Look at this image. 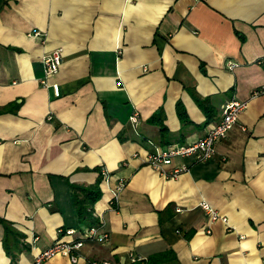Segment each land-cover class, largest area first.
<instances>
[{"label": "crops", "instance_id": "1", "mask_svg": "<svg viewBox=\"0 0 264 264\" xmlns=\"http://www.w3.org/2000/svg\"><path fill=\"white\" fill-rule=\"evenodd\" d=\"M56 49L58 97L40 84ZM261 86L264 0H0V264H35L101 220L108 240L75 264H264ZM232 100L248 107L212 158L174 157L164 172L189 169L176 178L145 163L203 137ZM98 179L95 222L80 223L73 187Z\"/></svg>", "mask_w": 264, "mask_h": 264}, {"label": "built area", "instance_id": "2", "mask_svg": "<svg viewBox=\"0 0 264 264\" xmlns=\"http://www.w3.org/2000/svg\"><path fill=\"white\" fill-rule=\"evenodd\" d=\"M29 36L41 37L42 34L39 31H32ZM43 42V41H42ZM41 63L43 66V78L40 80V84L43 86L51 87L53 94L59 96V86L55 83L49 84L48 81L54 77L62 64V50L56 49L49 53H46L41 57ZM229 70H232L237 66L236 63L228 62L226 64ZM251 98H262L264 100V86L258 87L251 92ZM248 101L232 100L228 102L221 114L220 119L210 126L207 133L191 144H172L165 148L157 147L153 153H149L146 156L145 163L153 170L161 173L166 178H176L182 173L188 172V167L181 165L173 168L172 171L166 173L163 170L165 165H170L174 157L181 158H193L194 162L201 163L209 160L214 155V146L216 142L225 137L228 131L236 123L239 114L245 111L248 107ZM130 124L136 128L138 125V116L133 113L129 118ZM123 187L122 183L117 184L116 188L112 192L111 204L116 202L118 192ZM200 207L203 211L210 216L211 221L220 220L223 223H227L225 217H221L215 210H213L208 204L201 203ZM209 232V231H207ZM71 235L74 230L67 229L66 231L59 230L58 234ZM109 234L104 230V222L101 220L93 226H90L84 236L80 239H74L69 241H63L61 239L56 240L49 248L42 251L35 260V264L48 260L56 255H62L69 257L71 263L78 262V251L83 246L85 241H91L96 243H103L108 240ZM133 261H136L133 259ZM90 264H110L108 261L92 262Z\"/></svg>", "mask_w": 264, "mask_h": 264}, {"label": "trees", "instance_id": "3", "mask_svg": "<svg viewBox=\"0 0 264 264\" xmlns=\"http://www.w3.org/2000/svg\"><path fill=\"white\" fill-rule=\"evenodd\" d=\"M180 111H182V110H179V112ZM182 114H183V112H181L180 115L182 116ZM99 182H100V180L98 179L96 181V184L93 187L86 188V189L80 188V187H75V186L73 187V189L75 191L83 193L82 199H79L78 197L76 199V207H77V212H78V217H79L80 223H83V224H90L91 223L92 224L95 222V220H93V218H92L91 206L100 197V191L98 189ZM1 223H4V221H2ZM6 232L8 234V229H6ZM10 234L14 235L15 238L17 237V235H15V233L13 231L10 232Z\"/></svg>", "mask_w": 264, "mask_h": 264}, {"label": "rangeland", "instance_id": "4", "mask_svg": "<svg viewBox=\"0 0 264 264\" xmlns=\"http://www.w3.org/2000/svg\"><path fill=\"white\" fill-rule=\"evenodd\" d=\"M209 125H211V124H209ZM212 126V125H211Z\"/></svg>", "mask_w": 264, "mask_h": 264}]
</instances>
